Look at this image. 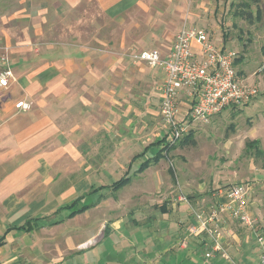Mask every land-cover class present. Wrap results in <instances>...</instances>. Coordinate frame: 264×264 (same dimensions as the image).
<instances>
[{"label": "crops", "instance_id": "1", "mask_svg": "<svg viewBox=\"0 0 264 264\" xmlns=\"http://www.w3.org/2000/svg\"><path fill=\"white\" fill-rule=\"evenodd\" d=\"M73 1L95 2L104 10L113 8L117 15L119 8L139 0ZM41 19L46 22L45 16ZM46 27L35 30L36 45L22 40L19 48H11L14 80L0 92V264H113L85 251L98 241L93 243L100 230L84 240L64 232L73 225L58 224L70 218L63 212L67 206L87 194L84 181L98 174L92 173V165L99 167L101 176L105 175L102 167L123 163L127 140L138 139L160 117L163 75L145 64L128 62L116 54L121 51L116 45L109 46L102 39L94 44L93 38L100 37L91 33L71 31L74 40L59 43L50 40L59 33ZM170 48L160 52L167 55ZM191 48L199 52L196 43ZM18 102L30 104V110H17ZM163 137L158 134L125 163L131 166L148 151L153 154L146 160L152 159L161 148L155 143ZM108 140L115 145L110 154L105 152ZM81 165L87 176L77 182L76 170ZM218 196L213 200L224 202ZM185 208L183 225H163L166 233L152 239L153 247L164 246L161 253L165 256L150 257L143 250L131 255L132 260L137 264L139 258L145 260L143 264H258L260 253L249 263L244 250L257 234L242 224L233 227L228 217L220 225L224 255L208 258L211 244L204 232H191L197 225ZM175 232L176 236H170ZM130 257H119L114 264L128 263Z\"/></svg>", "mask_w": 264, "mask_h": 264}, {"label": "rangeland", "instance_id": "2", "mask_svg": "<svg viewBox=\"0 0 264 264\" xmlns=\"http://www.w3.org/2000/svg\"><path fill=\"white\" fill-rule=\"evenodd\" d=\"M20 1L0 0L3 68L5 60L10 64L11 48H19L22 40L29 45L37 44L33 37L40 26L58 32L60 36L50 40L59 43L73 41L71 31L91 33L100 37L93 38L94 44L102 39L109 46H118L121 51L116 54L132 64L141 51L167 52L178 30L185 26L205 31L215 44L236 53L238 76L258 91L248 104L228 108L205 125H191L193 145L165 152L158 166L138 175L141 162L153 153L148 151L131 166L125 161L139 154L158 134L167 135L161 118L156 116L138 139L127 140L123 163L102 167L105 175L101 176L99 167L92 165V173H98V177L91 174L92 178L83 183L87 194L73 208L63 211L66 218L74 211H81L58 224L73 225L65 227V233L73 232L85 240L100 230L93 243L98 241L85 251L103 256L113 264L119 257H133L143 250L150 257H157L164 246L153 247L152 239L166 233L163 225H183L185 206L193 216L192 211L216 204L213 199L219 197L218 192L246 183L251 187L248 205L250 214L253 213L252 228L247 230L264 236V0H139L119 8L117 15L113 8V11L104 10L95 2L22 0L21 4ZM245 13L251 15L250 19H246L247 15L244 18ZM105 144V152L110 154L115 145L110 140ZM83 173L84 166H77V182L87 176ZM122 178L125 182L122 187L113 189V184ZM183 197L187 204L181 201ZM228 222L233 227L239 226L231 219ZM244 250L249 263L261 252L256 239ZM178 254L182 255L183 251ZM132 257L123 264H137ZM143 261L139 258L138 264Z\"/></svg>", "mask_w": 264, "mask_h": 264}, {"label": "built area", "instance_id": "3", "mask_svg": "<svg viewBox=\"0 0 264 264\" xmlns=\"http://www.w3.org/2000/svg\"><path fill=\"white\" fill-rule=\"evenodd\" d=\"M196 43L199 52L192 51ZM236 53L215 44L202 30L183 26L175 36L167 55L159 50H144L134 57L135 63H142L162 73L160 88V118L167 130L169 146L182 139L193 124H207L209 120L228 108L246 105L256 98L257 89L238 76ZM13 72L5 60L0 70V92L13 81ZM183 104L187 106L183 110ZM17 110L28 111L31 105L25 102L15 104ZM251 187L246 183L236 184L224 193V202L216 203L200 212L192 211L197 226L191 232H204L211 244V252L224 255L220 225L225 217L252 228L249 212ZM184 201L185 198L181 199ZM261 249L258 264H264V236H255Z\"/></svg>", "mask_w": 264, "mask_h": 264}, {"label": "trees", "instance_id": "4", "mask_svg": "<svg viewBox=\"0 0 264 264\" xmlns=\"http://www.w3.org/2000/svg\"><path fill=\"white\" fill-rule=\"evenodd\" d=\"M245 15H247V18L246 19H250L251 15L249 13H245L243 14L244 18H245ZM237 60L235 61V64H236ZM192 131H189V133L187 135H185L182 139H180L178 142H176L174 145H171L169 146L168 143L166 142V139H167V135H164V137L157 141L155 144L156 146L160 145L161 144V148L160 150L156 153V155L152 158V159H148L146 161H144L138 168V170L136 172L138 173H141L143 172L144 170H146L148 168V166L151 164V163H156L158 162V160L164 158V154L165 152H168L169 150L171 149H174L176 147H185V146H189V145H193L194 144V141L191 140L192 138ZM125 182L123 181V178L120 179L119 181L115 182L113 184V189H117V188H120L122 187V185L124 184ZM80 199H77L74 203L70 204L69 206H67L68 209H71L73 208L79 201ZM81 211H74L70 214L69 217H73L75 216L76 214L80 213ZM21 228H24L23 226L22 227H18L17 230H20Z\"/></svg>", "mask_w": 264, "mask_h": 264}]
</instances>
